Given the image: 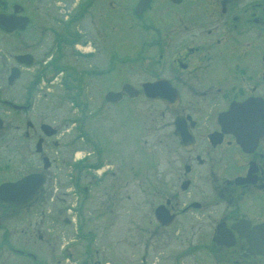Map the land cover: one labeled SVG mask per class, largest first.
<instances>
[{"label":"flooded vegetation","instance_id":"obj_1","mask_svg":"<svg viewBox=\"0 0 264 264\" xmlns=\"http://www.w3.org/2000/svg\"><path fill=\"white\" fill-rule=\"evenodd\" d=\"M99 2L0 0V264H87L70 262L72 246L50 235L57 216L51 151L61 147V132L34 109L42 90L47 98L58 82L81 114L73 124L88 134L90 88L103 76L108 91L131 84L137 92L109 103L118 121L134 115L143 136L160 122L165 170L154 165L147 182L168 188L148 212L155 218L162 206L174 217L158 228L176 240L182 235L181 254L198 255L195 264H264L246 238L264 223V0H163L158 20H141L151 0L134 15L139 38L126 69L113 31L96 32L99 41L84 24ZM114 3L109 19H119ZM100 49L106 66L90 62ZM157 81L163 100L144 91ZM239 103L241 112L229 117ZM29 175L43 183L24 201L10 187Z\"/></svg>","mask_w":264,"mask_h":264},{"label":"rangeland","instance_id":"obj_2","mask_svg":"<svg viewBox=\"0 0 264 264\" xmlns=\"http://www.w3.org/2000/svg\"><path fill=\"white\" fill-rule=\"evenodd\" d=\"M98 1L101 5L90 10L84 24L96 38H99L96 32L107 36L113 31L111 40H120L122 57L139 38L136 31L139 21L134 19L138 0H114L119 19L115 16L109 19L107 5L111 0ZM162 1L155 0L151 11L141 20H158ZM100 38L99 41H104ZM103 52L100 49L98 57L90 62L106 63L108 54L106 49L104 55ZM129 63L120 62V68H129ZM94 82L97 83L90 88L94 108L89 110L95 114L87 116L88 134L81 129V124H73V119L80 118L81 114L62 94L58 82L54 85L55 94L50 92L44 98L42 90L36 102L35 116H44L61 132V147L51 151L56 174L57 216L50 235L55 237V243L72 246L70 262L80 258L87 264H195L198 255L181 254L185 248L180 240L182 235L176 240L170 232L158 228V222L148 212V202H158L168 188L163 182L162 185L147 182L155 176L154 165H158L159 174L165 170L160 122L149 126V133L143 136L135 129L139 124L134 115L118 121L115 107L105 100L111 84L107 76L98 77ZM85 155L83 163L78 164L79 156ZM86 164H103V167L90 169ZM136 168H141L142 174L134 176ZM167 175L172 176L173 171ZM67 217L74 219L73 225L65 224Z\"/></svg>","mask_w":264,"mask_h":264},{"label":"water","instance_id":"obj_3","mask_svg":"<svg viewBox=\"0 0 264 264\" xmlns=\"http://www.w3.org/2000/svg\"><path fill=\"white\" fill-rule=\"evenodd\" d=\"M150 0H141L139 5L136 8V12L138 14L142 13L144 9L148 6ZM14 77L11 79L13 80ZM11 80V81H12ZM162 83L161 81H158L156 83H148L145 85V92L147 95L151 97L156 98H163L162 96ZM137 92L132 88L131 85L125 84L122 87V90L119 92L111 91L106 95V100L109 102H117L123 98L124 95H136ZM244 103H239L237 105H234L231 109L232 111L229 113V117L235 116V113H240L243 108ZM238 111V112H237ZM239 125V123H238ZM53 132H55L53 130ZM35 176H28L18 183L13 184L12 189L16 191L18 194L21 192H25V198H27V194L32 191L31 193H34L39 185L42 183V180L39 184H36L35 182ZM157 218L160 222L163 224H169L174 216L167 215V212L163 209V207H159V209L156 211ZM247 241L250 244L249 251L252 254H262L264 255V223L261 225H258L254 228V230L251 231L250 234L246 235Z\"/></svg>","mask_w":264,"mask_h":264}]
</instances>
